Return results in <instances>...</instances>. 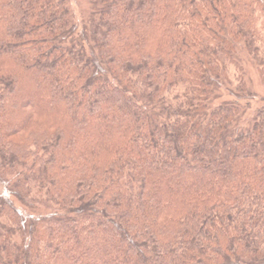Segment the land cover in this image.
Returning a JSON list of instances; mask_svg holds the SVG:
<instances>
[{
  "label": "trees",
  "instance_id": "1",
  "mask_svg": "<svg viewBox=\"0 0 264 264\" xmlns=\"http://www.w3.org/2000/svg\"><path fill=\"white\" fill-rule=\"evenodd\" d=\"M0 0V264H264V0Z\"/></svg>",
  "mask_w": 264,
  "mask_h": 264
},
{
  "label": "rangeland",
  "instance_id": "2",
  "mask_svg": "<svg viewBox=\"0 0 264 264\" xmlns=\"http://www.w3.org/2000/svg\"><path fill=\"white\" fill-rule=\"evenodd\" d=\"M71 4V10L75 14L76 18H82V16L86 17L88 14L89 6L86 2V0H70ZM247 78L248 81L253 82L254 87L260 90L261 94L264 96V89L260 85V77H259V72L256 71L255 67L249 66L247 68Z\"/></svg>",
  "mask_w": 264,
  "mask_h": 264
}]
</instances>
